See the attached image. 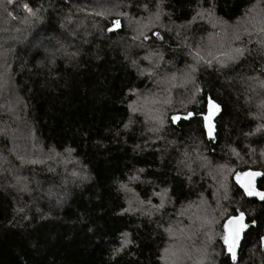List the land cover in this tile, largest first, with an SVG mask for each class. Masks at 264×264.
<instances>
[{
  "label": "trees",
  "instance_id": "obj_1",
  "mask_svg": "<svg viewBox=\"0 0 264 264\" xmlns=\"http://www.w3.org/2000/svg\"><path fill=\"white\" fill-rule=\"evenodd\" d=\"M19 121L43 163L13 156ZM12 160L28 178L0 172V264H163L178 240L186 264H264V201L237 183L261 172L264 191V0H0V171Z\"/></svg>",
  "mask_w": 264,
  "mask_h": 264
},
{
  "label": "rangeland",
  "instance_id": "obj_2",
  "mask_svg": "<svg viewBox=\"0 0 264 264\" xmlns=\"http://www.w3.org/2000/svg\"><path fill=\"white\" fill-rule=\"evenodd\" d=\"M200 21H205L206 23H209L210 26H213V25H217L216 23L219 20L215 17L214 12L210 9L209 11H203ZM220 25H221L220 32L218 31V33H220L224 37L228 36L230 33L228 26L225 24H222V23H220ZM155 35L157 36V34H155ZM19 124H20V126H19ZM29 129L30 128L28 127L27 124H25L24 121H22V122L19 121L18 124L16 125V128L12 129V133H17L14 135L15 136L17 135L18 138L13 136V135L9 136L3 132L5 137L8 140L12 141V144L13 143L17 144V146H12V153H13V156L18 157V163L20 164V166H22L20 159L27 162L26 155H29L32 152L37 153L35 155L33 154L34 157H32V160H34V158L38 157L37 163H43L42 161H40V156H41V152H42L41 148L36 144V142H37V140L35 139L36 137L34 136V134L32 132L30 133ZM12 136L15 139L12 138ZM30 139H32V140H30ZM14 158H13V160H14ZM13 160H12V165L9 166V168H12L11 174H9L8 171H6L7 169H5L3 171L1 170L0 172L2 174L12 175L13 177H15L14 175H18V176L21 175L20 178L24 179L26 181V179L28 177H27L24 169L22 171V168H20L19 166L17 167V165H15ZM16 171H18V172H16ZM17 180L20 181V179H17ZM17 180H15V181H17ZM21 181H23V180H21ZM122 190L125 193V195L128 196L129 203H132V202L135 203V201L132 199V196H131V194H133L132 189L129 186H123ZM202 216L205 217V215H202ZM200 224H202V222H200ZM199 227H201V225ZM190 237H192V236L190 235ZM180 241H182V240L174 241V242H172L171 245L167 246V248L163 252V264H186V261L189 258V250L186 249L184 243H180Z\"/></svg>",
  "mask_w": 264,
  "mask_h": 264
},
{
  "label": "snow or ice",
  "instance_id": "obj_3",
  "mask_svg": "<svg viewBox=\"0 0 264 264\" xmlns=\"http://www.w3.org/2000/svg\"><path fill=\"white\" fill-rule=\"evenodd\" d=\"M9 3L12 2V0H8ZM24 8L26 11L31 12V9L28 8V6L25 4ZM120 22L114 21V27H119ZM110 31L112 29H109ZM236 39H239V35L237 34L235 36ZM237 52H242V49H236ZM220 110V106L213 102L211 98L208 99V114L204 115L203 119L205 121V127L208 130V135L211 138L213 134V125L211 123L212 116L214 113L218 112ZM192 113H188V116H191ZM188 117H184V119H187ZM173 122L181 119L179 116H174ZM262 174L260 172H244L240 173L237 176V183L240 185V187L244 190V192L248 196H256L259 197L261 201H264V192L257 191L254 180L256 177L261 176ZM256 221H251V226H255ZM249 227V224L245 223V214L241 212L239 216H233L227 220V222L224 224L223 228V234H222V240L224 245L227 248V251L232 254L233 260H235V252L233 251L236 246L237 242L240 238L241 232ZM262 242H264V238H262Z\"/></svg>",
  "mask_w": 264,
  "mask_h": 264
},
{
  "label": "water",
  "instance_id": "obj_4",
  "mask_svg": "<svg viewBox=\"0 0 264 264\" xmlns=\"http://www.w3.org/2000/svg\"><path fill=\"white\" fill-rule=\"evenodd\" d=\"M211 123H212V125H213V133L216 131V126H215V124H214V122L211 120ZM207 129V128H206ZM207 132H208V130H207ZM213 135V134H212ZM209 136V135H208ZM248 172H257V171H248ZM261 173V172H260ZM262 174V173H261ZM262 177V175L261 176H258V177H256L255 178V180H254V184H255V187H256V189H257V191H261V192H264V191H262V190H260L259 188H258V182L257 181H259V179ZM239 187H240V185H239ZM240 189L243 191V193L247 196V197H250V198H256V199H258L259 201H261L260 199H259V197H256V196H248L245 192H244V190L240 187ZM247 222V217L245 216V223ZM243 239H244V230L241 232V234H240V238H239V240H238V242H237V246H236V248L233 250L234 252H235V260H233V258H232V254L231 253H229V255L231 256V259H232V261L233 262H236V261H238V258H239V252H240V248H241V244H242V241H243Z\"/></svg>",
  "mask_w": 264,
  "mask_h": 264
}]
</instances>
